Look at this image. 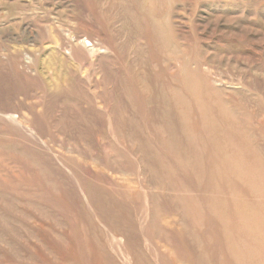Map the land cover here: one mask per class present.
Segmentation results:
<instances>
[{"label":"rangeland","instance_id":"374dc122","mask_svg":"<svg viewBox=\"0 0 264 264\" xmlns=\"http://www.w3.org/2000/svg\"><path fill=\"white\" fill-rule=\"evenodd\" d=\"M188 262L264 264V0H0V264Z\"/></svg>","mask_w":264,"mask_h":264},{"label":"bare ground","instance_id":"6f19581e","mask_svg":"<svg viewBox=\"0 0 264 264\" xmlns=\"http://www.w3.org/2000/svg\"><path fill=\"white\" fill-rule=\"evenodd\" d=\"M189 249H190V248H189ZM189 249H188V250H189ZM186 251H187V249H186ZM187 252H188V251H187ZM187 254H189V253H187ZM189 255H191V254H189ZM189 255H188V257L191 258V259H193V257H190ZM192 255H193V254H192ZM186 258H187V257H186ZM187 259H188V258H187ZM191 261H192V260H191ZM189 263H190V262H188V264H189ZM186 264H187V263H186ZM191 264H193V263H191ZM196 264H197V263H196Z\"/></svg>","mask_w":264,"mask_h":264},{"label":"built area","instance_id":"2783aa9c","mask_svg":"<svg viewBox=\"0 0 264 264\" xmlns=\"http://www.w3.org/2000/svg\"><path fill=\"white\" fill-rule=\"evenodd\" d=\"M69 52V51H68Z\"/></svg>","mask_w":264,"mask_h":264}]
</instances>
